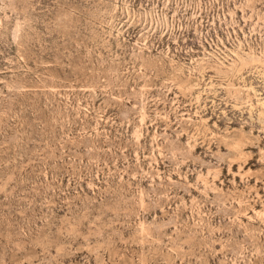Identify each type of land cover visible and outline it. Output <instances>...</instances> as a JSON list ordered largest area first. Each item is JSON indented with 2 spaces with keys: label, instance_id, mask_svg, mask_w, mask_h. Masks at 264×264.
Masks as SVG:
<instances>
[{
  "label": "rangeland",
  "instance_id": "obj_1",
  "mask_svg": "<svg viewBox=\"0 0 264 264\" xmlns=\"http://www.w3.org/2000/svg\"><path fill=\"white\" fill-rule=\"evenodd\" d=\"M0 264H264V0H0Z\"/></svg>",
  "mask_w": 264,
  "mask_h": 264
}]
</instances>
